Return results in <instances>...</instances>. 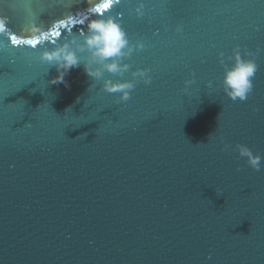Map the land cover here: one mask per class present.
Returning <instances> with one entry per match:
<instances>
[{
    "label": "water",
    "instance_id": "water-1",
    "mask_svg": "<svg viewBox=\"0 0 264 264\" xmlns=\"http://www.w3.org/2000/svg\"><path fill=\"white\" fill-rule=\"evenodd\" d=\"M143 2L0 0V264H264V166L235 150L264 156V0ZM109 15L145 48L106 77L152 83L120 103L83 65L51 83L39 52ZM237 45L262 49L244 102L222 87Z\"/></svg>",
    "mask_w": 264,
    "mask_h": 264
},
{
    "label": "clouds",
    "instance_id": "clouds-1",
    "mask_svg": "<svg viewBox=\"0 0 264 264\" xmlns=\"http://www.w3.org/2000/svg\"><path fill=\"white\" fill-rule=\"evenodd\" d=\"M91 2V0H90ZM112 5L115 0H101V4ZM145 4L143 0H136L134 12L138 17L145 15ZM6 17L0 15V31L6 24ZM33 32H39L41 29L33 26ZM177 32L183 31L182 25L176 26ZM42 39L46 37L42 36ZM14 44V43H13ZM145 43L143 40H137L133 43L122 21L117 16H106L98 19L89 18L86 31L71 34L68 38L55 44L52 48H46L39 52V59L42 63L50 67H55L58 75L51 83H61L65 81V76L73 68L83 65L88 76L94 81H102V88L110 94H119L117 103L127 102L131 98L132 91L141 82L145 85L152 83V76L149 74V68H137L131 71L130 79H112L106 77V73L112 76L123 78L133 65L128 61L137 50H143ZM262 51L257 47L255 51L247 48L241 52L240 46L233 48L232 55L227 60L232 61L229 65L225 64L224 53H220L221 64H225V70L222 77L223 91L233 102L237 100L246 101L254 89V77L258 71L256 57ZM250 57V58H245ZM193 79L184 81L183 91L187 92L189 86L195 82ZM212 87V82H209ZM223 151L232 150L229 143H224ZM235 150L239 152L240 157L247 158V164L260 171L264 166V156L254 153L246 145L237 144ZM239 170V169H238ZM222 194V193H221Z\"/></svg>",
    "mask_w": 264,
    "mask_h": 264
},
{
    "label": "snow or ice",
    "instance_id": "snow-or-ice-1",
    "mask_svg": "<svg viewBox=\"0 0 264 264\" xmlns=\"http://www.w3.org/2000/svg\"><path fill=\"white\" fill-rule=\"evenodd\" d=\"M129 3L132 2V0H128ZM115 5L118 6V5H121V0H115ZM112 5H109L107 3H104V4H98L95 8H94V11L96 13H98L100 16H103L104 14V11H107ZM103 10V11H102ZM61 24H65V26H67V23L66 21H60ZM82 23V22H81ZM6 27V24L3 26V28ZM53 35H60V33L56 32V33H53ZM11 40H12V43L14 44H21V43H26V44H29L33 47H35L39 41H35V40H32V39H27V40H18L15 36H12L11 37ZM247 58H250V57H247ZM258 64V63H257ZM258 71H259V68H258ZM257 71V72H258Z\"/></svg>",
    "mask_w": 264,
    "mask_h": 264
}]
</instances>
